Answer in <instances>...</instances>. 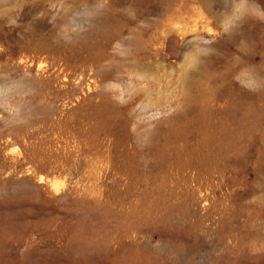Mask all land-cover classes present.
Masks as SVG:
<instances>
[{
	"label": "rangeland",
	"instance_id": "1",
	"mask_svg": "<svg viewBox=\"0 0 264 264\" xmlns=\"http://www.w3.org/2000/svg\"><path fill=\"white\" fill-rule=\"evenodd\" d=\"M255 5L0 0V264H264Z\"/></svg>",
	"mask_w": 264,
	"mask_h": 264
},
{
	"label": "clouds",
	"instance_id": "2",
	"mask_svg": "<svg viewBox=\"0 0 264 264\" xmlns=\"http://www.w3.org/2000/svg\"><path fill=\"white\" fill-rule=\"evenodd\" d=\"M237 11H240V8H238ZM253 16L255 19H258L264 22V12L260 10L259 5H255L254 10H253Z\"/></svg>",
	"mask_w": 264,
	"mask_h": 264
},
{
	"label": "bare ground",
	"instance_id": "3",
	"mask_svg": "<svg viewBox=\"0 0 264 264\" xmlns=\"http://www.w3.org/2000/svg\"><path fill=\"white\" fill-rule=\"evenodd\" d=\"M39 68H40V67H39ZM42 178H43L42 176H39V181H41ZM50 185H51V184H50ZM57 185H58V184H57L56 182H53V183H52V186H53V189H54L53 191H56V190L58 189V188H57ZM62 189H63V188H62ZM59 192H60V191H59Z\"/></svg>",
	"mask_w": 264,
	"mask_h": 264
}]
</instances>
